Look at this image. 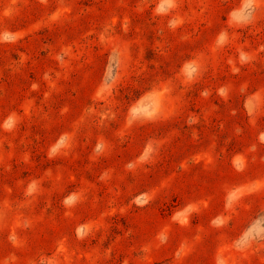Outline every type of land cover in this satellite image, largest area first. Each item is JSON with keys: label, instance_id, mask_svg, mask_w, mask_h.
<instances>
[{"label": "rangeland", "instance_id": "rangeland-1", "mask_svg": "<svg viewBox=\"0 0 264 264\" xmlns=\"http://www.w3.org/2000/svg\"><path fill=\"white\" fill-rule=\"evenodd\" d=\"M0 264H264V0H0Z\"/></svg>", "mask_w": 264, "mask_h": 264}]
</instances>
